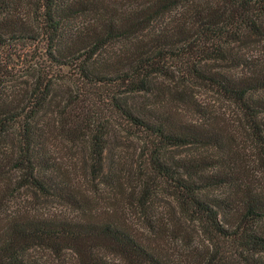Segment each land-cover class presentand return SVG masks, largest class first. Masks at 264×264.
Here are the masks:
<instances>
[{
	"label": "trees",
	"instance_id": "16d2710c",
	"mask_svg": "<svg viewBox=\"0 0 264 264\" xmlns=\"http://www.w3.org/2000/svg\"><path fill=\"white\" fill-rule=\"evenodd\" d=\"M26 4L0 0V53L37 65L33 83L6 87L0 69V264H49L38 252L59 260L71 254L75 264H264V55L232 50L245 35L264 42V0ZM206 62L234 71L209 70ZM155 76L231 102L253 171L242 165L235 136L207 118L131 107L126 97L149 93ZM56 79L76 93L59 96ZM110 124L141 143L135 167L123 169L133 177L126 189L120 168L103 172ZM64 143L75 145L72 153H60ZM188 146L206 154L165 156ZM100 185L111 199L101 202ZM161 191L173 201V217L162 213L173 212L172 204L155 206ZM41 201L67 215L42 213ZM129 217L140 222L133 226ZM194 222L206 243L201 250L193 239L183 242L192 235L186 223Z\"/></svg>",
	"mask_w": 264,
	"mask_h": 264
},
{
	"label": "rangeland",
	"instance_id": "374dc122",
	"mask_svg": "<svg viewBox=\"0 0 264 264\" xmlns=\"http://www.w3.org/2000/svg\"><path fill=\"white\" fill-rule=\"evenodd\" d=\"M95 1L108 3L110 5L124 6L130 4L135 5V3H139L145 0ZM24 2L25 5H28L26 4L27 0H24ZM26 7L27 8L25 9V12H29L31 16L29 17V21H31L36 28L37 24L35 16L32 14L33 10L29 6ZM78 22L82 24V21ZM232 50L235 51V53H241L245 57H250L252 55L261 56V52H263L264 55V42H260L259 39L251 35H245L242 43L233 46ZM26 53L27 52L25 50L22 51V53L19 52L22 58L28 57ZM203 64L204 67L209 70L222 71L228 74H232V72L234 71V69L230 67V63L226 62H206ZM0 69H2V71L4 72L1 87H6L11 83H22L25 81H27L28 83H33L32 75L36 74L35 69H37V65H35L34 63H28V65L27 63H25L24 65H21V60H17L14 57L11 59V57L9 58V56L0 53ZM63 73H66V71H63ZM53 82L54 90L58 92L59 96L61 97L62 95L66 96L67 93L74 95L77 91L74 84L66 79H56ZM178 84L180 85V83ZM151 87L152 90L149 93H138L131 96L128 95L126 97V101L129 105H131V107L135 108L136 110H175L176 112H180L185 120L191 122H203V120L207 118L208 121L214 122L217 125L221 126L222 130L227 135L232 134V136H235L238 147L240 148V151H238V153L241 152L242 154V157L239 156V154L238 157L244 162V164L242 165H247L246 168L248 167L250 171H253L254 164L251 161L252 152L250 149V142L247 140V136L245 135L246 132L241 128L240 114L231 102L207 87L198 86L193 83H186V85H180L177 87L175 81L158 76H155L152 79ZM109 129L110 134L106 139L107 144L103 152V172L106 177L110 172H115V169L118 170L120 168V174L123 175L121 181L124 183L122 184V187H125L126 189L129 187L128 185L131 183L133 177L131 175V172L125 170L131 171L133 167H135L136 159L138 158L140 152L141 143L135 136L131 135L130 133L128 134V132H126L119 125L110 124ZM83 145L84 143L80 141L76 142V146L80 151V154H83V149H81L84 147ZM57 149L62 154L61 151L65 152L75 149V145L72 146L71 143H64V145H59V148ZM203 154L205 155L206 152L201 149L197 151L193 149V147L189 146L178 149L172 148L165 152V156L170 160L178 158L180 159L189 155L192 156ZM132 159L135 161V163H133ZM127 163H132L133 166H129L127 165ZM101 180L102 179L99 178L97 179V181H95V183L101 182ZM255 180L263 179L257 177V179ZM102 181L105 182V179H103ZM92 184L94 185V181H92ZM100 188H102V190L99 191L98 196L101 202L111 199L108 188H104L103 185H100ZM219 192L220 191H214L213 194H218ZM153 200L155 206H157L159 210H163L162 207L167 204H172L173 212L169 211L170 214H168V212H162L167 217H173V213L174 215L177 214L171 197H169L165 192H158L157 196ZM40 211L42 213H47L48 216L50 215L55 217H62L67 215V210L54 201L46 204H40ZM129 221L133 226H136V224L140 222V220H137L133 217H129ZM186 225L187 229L192 233V235L189 238L184 239L183 242L185 243V245L188 244L191 239H193V244L198 250L204 248L206 246V243L204 241V237L202 236L199 224L194 222L186 223ZM33 255L38 258H43L42 260L39 259L40 262L44 260V262H48L49 264H75L74 256H72L71 254H66L61 260L52 257H49L48 259V256L41 255V253L39 252ZM262 256L264 258V254H262Z\"/></svg>",
	"mask_w": 264,
	"mask_h": 264
}]
</instances>
